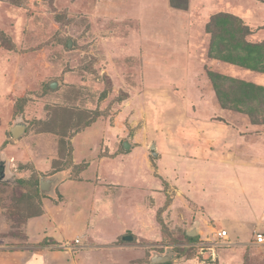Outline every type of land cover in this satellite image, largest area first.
<instances>
[{"label":"rangeland","instance_id":"obj_1","mask_svg":"<svg viewBox=\"0 0 264 264\" xmlns=\"http://www.w3.org/2000/svg\"><path fill=\"white\" fill-rule=\"evenodd\" d=\"M224 152L264 165V0H0V160L11 172L0 204L16 235L18 205H38L40 179L62 175L57 192L75 200L27 228L81 236L55 247L80 264H264V230L239 242L194 217L191 171Z\"/></svg>","mask_w":264,"mask_h":264},{"label":"crops","instance_id":"obj_2","mask_svg":"<svg viewBox=\"0 0 264 264\" xmlns=\"http://www.w3.org/2000/svg\"><path fill=\"white\" fill-rule=\"evenodd\" d=\"M156 153L159 155L158 152ZM226 153L224 152L221 156L208 157L209 159L202 163L197 161L200 165L193 168L196 170L197 177H195V171L192 170L191 175L194 178V183L188 185L186 191H190V196L194 199L192 202L195 210L194 217L199 223L205 218L206 220L216 219L217 223L223 222L225 229L235 236L236 241L241 242L246 233L253 235L259 230H264V165L262 162H245L244 159L240 158L239 160L238 157L230 159L233 157L232 153L230 156H227ZM205 155L210 156L209 154ZM168 157L175 161H182L181 155L175 154V156ZM0 161L5 163V174H7L0 183H9V181H5L11 174L8 170V163L3 159ZM204 169L207 171V177L211 178L210 183L207 182V177L206 182L200 179V176H204L201 175V171ZM42 178L55 179L53 190L46 195L42 194L39 183L40 201L37 202L39 210L36 209V206L18 205L25 222H23L25 227L22 229L21 237L16 235L10 217L5 213L6 206L0 204V264H80V257L72 256V252L56 250L55 247L58 246L61 239L47 235L49 228L45 227L46 229L42 231L40 227L37 232H33L36 229L32 230L31 227L27 228L28 221L40 220L44 217L50 220L51 215H54L53 210L58 211L57 214H63L65 211L62 203H70L75 200V197L67 198L64 197V194L57 192L64 181L62 175ZM81 185L84 184L81 182ZM253 186L254 188H252ZM58 193L61 194L62 200L59 199L60 202L52 201L51 199H54ZM45 196L48 199H44ZM76 214L80 216L79 212ZM92 216H95L94 212ZM58 225L54 227L55 231L66 229L63 224ZM38 232L42 233V237ZM77 239H80L83 244L79 235L70 241ZM61 241L63 244H70L68 239ZM74 241L71 242L72 246ZM76 246L73 247L77 248Z\"/></svg>","mask_w":264,"mask_h":264},{"label":"water","instance_id":"obj_3","mask_svg":"<svg viewBox=\"0 0 264 264\" xmlns=\"http://www.w3.org/2000/svg\"><path fill=\"white\" fill-rule=\"evenodd\" d=\"M69 47H71V43L69 44ZM58 85L56 83H52L51 87L53 89H55ZM26 129H27V123L20 121L18 122L16 125H14L11 128V133L13 135V137L15 139H19L24 133H26ZM124 148L126 150L131 149V144L129 141H125L124 142ZM156 149V145L152 146V150L153 151V155L154 157H158V154L155 152ZM1 170H0V182L3 180V177H1ZM55 184V179H47V178H42L41 182H40V188H41V192L42 194H48L51 192V190H53V186ZM187 235L189 237H196L198 236V228L194 227L191 231L187 232ZM123 241H133V237H126L123 239ZM172 258L171 256L169 257V255H157L156 257H154L152 259V263H167L168 261H170Z\"/></svg>","mask_w":264,"mask_h":264},{"label":"trees","instance_id":"obj_4","mask_svg":"<svg viewBox=\"0 0 264 264\" xmlns=\"http://www.w3.org/2000/svg\"><path fill=\"white\" fill-rule=\"evenodd\" d=\"M170 1H171L172 6L176 7V8H181L182 9L184 7V5L185 6L187 5V0H170ZM219 18H222L221 20H223V21L233 22L235 24H237L238 21H239L237 18L229 16V15L220 16ZM239 30H240L239 32L241 34H245V38H246L247 34L249 35V33H250V30H249V28L247 26H240L239 25ZM247 44H249V43H247ZM249 47H250L249 49H257V48L262 47V46H259V45L258 46H256V45L253 46V45L249 44ZM249 49H246V50H248V53H249ZM35 201L36 200H34L33 198L29 199L27 205H24V206H28V205L36 206V209L39 210V207H38V205H36Z\"/></svg>","mask_w":264,"mask_h":264},{"label":"built area","instance_id":"obj_5","mask_svg":"<svg viewBox=\"0 0 264 264\" xmlns=\"http://www.w3.org/2000/svg\"><path fill=\"white\" fill-rule=\"evenodd\" d=\"M220 238H226L228 236V232L227 231H223L219 234ZM255 242L257 244H264V235L263 234H259L256 236V240Z\"/></svg>","mask_w":264,"mask_h":264},{"label":"flooded vegetation","instance_id":"obj_6","mask_svg":"<svg viewBox=\"0 0 264 264\" xmlns=\"http://www.w3.org/2000/svg\"><path fill=\"white\" fill-rule=\"evenodd\" d=\"M0 170H1V177H4L3 179H5V176L7 174H5V163L3 161H0Z\"/></svg>","mask_w":264,"mask_h":264}]
</instances>
